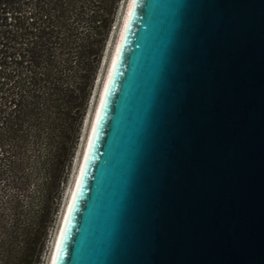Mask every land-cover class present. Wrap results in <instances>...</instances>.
<instances>
[{
    "label": "water",
    "instance_id": "95a60500",
    "mask_svg": "<svg viewBox=\"0 0 264 264\" xmlns=\"http://www.w3.org/2000/svg\"><path fill=\"white\" fill-rule=\"evenodd\" d=\"M54 264H264V0H134Z\"/></svg>",
    "mask_w": 264,
    "mask_h": 264
},
{
    "label": "trees",
    "instance_id": "16d2710c",
    "mask_svg": "<svg viewBox=\"0 0 264 264\" xmlns=\"http://www.w3.org/2000/svg\"><path fill=\"white\" fill-rule=\"evenodd\" d=\"M118 2L0 0V162L14 170L8 183L24 189L22 148L29 139L42 145L37 170L46 192L31 213L19 197L8 198L10 214L0 213V264H40L57 210L47 202L53 191L54 200L61 197Z\"/></svg>",
    "mask_w": 264,
    "mask_h": 264
},
{
    "label": "rangeland",
    "instance_id": "374dc122",
    "mask_svg": "<svg viewBox=\"0 0 264 264\" xmlns=\"http://www.w3.org/2000/svg\"><path fill=\"white\" fill-rule=\"evenodd\" d=\"M128 0H119L117 11H116V17L115 22L112 28V31L110 33L109 39L106 44V49L104 51V54L102 56V63L101 68L98 72V77L95 82V86L93 88V93L91 95L90 104L87 108V113L85 116V121L81 129V135L79 138V141L76 146V150L74 153V156L72 158V162L70 164V167L67 171V177L66 181L63 184V190L61 193V197L58 201L54 200V191L51 199L47 202L51 206H57L56 213L54 215V220L52 224L49 226L48 229V235L46 238L45 247L41 256L40 264H49L51 253L53 249V244L56 239L57 231L60 226V222L64 213V210L66 208V204L68 201L70 190L73 186V182L76 176V173L78 171V165L80 162V158L83 152L84 144L86 141V137L88 134V130L91 123V118L93 117L96 105L98 103V99L100 97V92L102 88V83L104 82V79L106 77V73L108 70V64L110 61V57L113 53L115 44L117 42L119 29L121 26L123 14L125 11V7L127 5ZM23 157L25 159V163L22 166V169L25 173H28L29 175V181L27 187L24 189H20L16 184H9L7 179L12 180V175L14 170L9 167V162L5 158L1 160L2 168L4 169V174L0 178L2 180L6 179V183L0 180V213L1 212H7L9 213L8 207V198L10 196L19 197L22 199V205L25 208L26 212H30L31 210H39L41 207L42 199L46 196V192H44L45 189V179L44 175L40 172H38V160L41 161V157L44 154V148L42 145L36 146L31 139L27 142L24 148ZM22 153L16 154V156H21ZM38 156L40 157L38 159ZM16 170V168H15ZM19 172V171H18ZM46 203V202H45ZM9 218V216H8ZM8 220V219H7Z\"/></svg>",
    "mask_w": 264,
    "mask_h": 264
},
{
    "label": "bare ground",
    "instance_id": "6f19581e",
    "mask_svg": "<svg viewBox=\"0 0 264 264\" xmlns=\"http://www.w3.org/2000/svg\"><path fill=\"white\" fill-rule=\"evenodd\" d=\"M133 1L134 0H128L127 1V5L125 7V11H124V14H123L121 26H120L119 33H118L117 42L115 44L113 53H112V55L110 57V61H109V64H108V70H107V73H106V77L104 79V82L102 83L100 97L98 99V103L96 105L93 117L91 118L90 127H89V130H88V134H87V137H86V141H85V144H84V148H83V152H82V155H81V158H80V162H79V165H78V168H77L78 171L76 173V176H75V179H74V182H73V186H72V188L70 190L68 201H67V204H66V208L64 210V213H63V216H62V219H61V222H60V226H59L58 231H57V235H56V239H55L54 244H53V249H52V253H51V258H50L49 264H54L55 259H56V255H57L58 248H59V245H60L61 237H62L64 228H65V225H66V221H67L70 209H71V205L73 203V199H74V196H75V193H76V189H77V186H78V183H79V180H80V176H81V173H82V169H83V165H84V162H85V158H86V155L88 153V149H89L91 138H92V135H93V132H94V128H95V125H96V121H97V118H98V115H99V112H100V109H101L102 101H103V98H104L106 86H107V83H108L110 71H111L112 64H113V60H114V57L116 55L119 43L121 41L124 29L126 27L127 20H128V17H129V13H130Z\"/></svg>",
    "mask_w": 264,
    "mask_h": 264
}]
</instances>
